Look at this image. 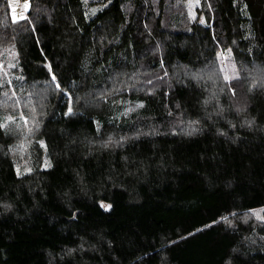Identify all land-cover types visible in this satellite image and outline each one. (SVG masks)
Listing matches in <instances>:
<instances>
[{
	"label": "trees",
	"instance_id": "16d2710c",
	"mask_svg": "<svg viewBox=\"0 0 264 264\" xmlns=\"http://www.w3.org/2000/svg\"><path fill=\"white\" fill-rule=\"evenodd\" d=\"M27 2L0 0V264H264V0Z\"/></svg>",
	"mask_w": 264,
	"mask_h": 264
},
{
	"label": "rangeland",
	"instance_id": "374dc122",
	"mask_svg": "<svg viewBox=\"0 0 264 264\" xmlns=\"http://www.w3.org/2000/svg\"><path fill=\"white\" fill-rule=\"evenodd\" d=\"M27 1L28 0H8V4L10 8V15L13 18H18V17L23 16V13L25 12L27 8V4H28ZM196 2L197 0H185V7L189 15L193 14V9H194ZM222 57L223 58L220 60V65L223 68L222 72L224 76L225 77L227 76L228 78H230L231 76H236L238 72L241 71V67L232 61L229 54L223 53ZM18 115L22 121L23 120L22 116L20 114ZM9 117L12 118V116H9ZM8 118L5 120V122L7 125H9V127H11V125L16 128L19 127L18 120L12 118V120L9 121ZM246 219H250L247 222L252 221L253 219L254 220H264V207L253 210L252 214L246 215Z\"/></svg>",
	"mask_w": 264,
	"mask_h": 264
},
{
	"label": "snow or ice",
	"instance_id": "6c2138e0",
	"mask_svg": "<svg viewBox=\"0 0 264 264\" xmlns=\"http://www.w3.org/2000/svg\"><path fill=\"white\" fill-rule=\"evenodd\" d=\"M21 18H23V17H21ZM225 79L227 80V79H228V77L226 76V77H225ZM52 80L55 82V80H56L55 76H53V77H52ZM56 88H57V89H59V88H60V85H59V83H56ZM13 95H14V94H13ZM8 120H9V121H11V120H12V118H11V117H9V118H8ZM6 126H7L6 124L0 125V127H6Z\"/></svg>",
	"mask_w": 264,
	"mask_h": 264
}]
</instances>
